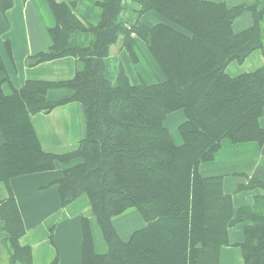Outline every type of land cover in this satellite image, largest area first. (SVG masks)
<instances>
[{"label":"trees","instance_id":"trees-1","mask_svg":"<svg viewBox=\"0 0 264 264\" xmlns=\"http://www.w3.org/2000/svg\"><path fill=\"white\" fill-rule=\"evenodd\" d=\"M131 1L140 7L138 18L154 12L165 24L145 27L137 21L127 28L120 18L122 0H96L99 23L86 29L66 7L53 6L52 45L38 61L77 59L81 68L71 81L26 82L15 90L0 57V183L7 186L12 179L76 162L56 183L60 205L85 195L108 249L104 255L94 252L84 222L80 264H220L221 250L229 247L228 231L237 224L242 225L243 264H264V184L249 180L239 186L237 191L259 188L261 194L235 212L222 178L199 174V166L214 161L224 141L235 147L264 144V64L234 78L225 73L229 63H242L256 50L264 60V0L230 9L200 0ZM11 5L12 0H0V11ZM243 13L251 15L252 26L234 32L233 23ZM75 31L90 36L87 47L71 45ZM131 35L146 46L163 82L132 84L122 68L115 83L105 79L112 45L122 39L133 57ZM5 85L9 95L3 93ZM52 89H68L72 96L49 102ZM67 102L82 106L85 138L69 155L44 153L30 117ZM177 111L185 118L177 130L180 146L164 127ZM8 195L0 203L2 244L9 264H32L29 249L18 244L23 227L10 190ZM130 210L144 227L123 241L112 222Z\"/></svg>","mask_w":264,"mask_h":264},{"label":"crops","instance_id":"crops-1","mask_svg":"<svg viewBox=\"0 0 264 264\" xmlns=\"http://www.w3.org/2000/svg\"><path fill=\"white\" fill-rule=\"evenodd\" d=\"M200 1L221 3L229 9L249 6L253 2ZM54 5L66 7L83 28L95 27L99 23L101 11L96 0H12L8 10L4 13L0 11V57L5 75L15 90L21 89L26 82H68L81 68L80 62L69 56L38 61V56L48 53L52 45L50 31L57 24ZM122 6L120 18L127 28L137 21L145 27L165 24L154 12L145 13L138 18L140 7L131 0H122ZM251 26V15L243 13L234 21L232 28L234 32H241ZM131 40L132 58L125 50L122 39L110 47L105 60V79L111 84L115 83L118 70L122 68L132 84L142 82L155 85L163 82V75L146 46L134 35H131ZM89 41L90 36L82 31H75L69 37L71 45L77 48L87 47ZM263 64V55L256 50L242 63H229L225 73L234 78L253 73L261 69ZM2 90L5 95L10 94L9 86H3ZM71 96L72 92L68 89H52L47 92L49 102L67 100ZM184 121L183 112L177 111L164 122V127L176 146L181 145L177 130ZM30 122L42 151L50 155L65 156L74 153L85 138L83 109L77 102H67L48 113L33 115ZM260 125L264 129V108ZM226 143L228 149L222 144L223 147L214 161L199 166V174L202 178H222L223 193L231 197L236 212L239 208L251 206L261 194L259 188L242 191H237V188L246 185L249 180L264 184V144L261 147L254 143L234 147ZM74 163L76 162L56 164L50 172L12 179L8 187L0 183V203L8 199L10 190L23 227L18 244L21 248L29 249L32 264H51L54 260L57 264H80L84 222L89 228L94 252L104 255L108 250L85 195L77 197L66 206L60 205L56 183L61 178L62 171ZM235 166L238 168H234ZM112 224L123 241L144 227V222L134 210L115 218ZM1 239L3 238L0 237ZM228 241L229 247L221 250L220 264H243L238 248L243 241L241 224L229 229ZM2 259L4 258L0 259V264L4 262Z\"/></svg>","mask_w":264,"mask_h":264},{"label":"rangeland","instance_id":"rangeland-1","mask_svg":"<svg viewBox=\"0 0 264 264\" xmlns=\"http://www.w3.org/2000/svg\"><path fill=\"white\" fill-rule=\"evenodd\" d=\"M15 139H16V138H15V134H14V135L11 136V140L13 141V140H15ZM226 142H227V141H226ZM226 142H223L222 144H223V146H224L225 149H228V144H227ZM223 146H221V148H222ZM234 147H235V146H234ZM238 147H239V146H238ZM220 150H221V149H220ZM217 155H218V154H216V156H217ZM223 155H224V154H222V156H223ZM234 168H238V167L235 166ZM213 198H216V196H213L212 199H213ZM117 221H120V220H117ZM121 234H122V233H121ZM0 237H2V238L4 239L5 235L1 233ZM122 237H125V235H122ZM3 239L0 240V252L4 251L5 253H4V252H3V253H0V259H1V258H4V259H2V262H3V260H4L3 264H9L8 250H7V247L4 246V245L2 244Z\"/></svg>","mask_w":264,"mask_h":264}]
</instances>
